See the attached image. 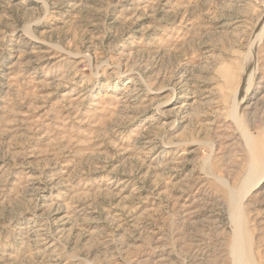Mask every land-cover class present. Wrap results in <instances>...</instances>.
<instances>
[{
    "label": "rangeland",
    "instance_id": "obj_1",
    "mask_svg": "<svg viewBox=\"0 0 264 264\" xmlns=\"http://www.w3.org/2000/svg\"><path fill=\"white\" fill-rule=\"evenodd\" d=\"M175 139L210 147L173 161ZM250 161L261 181L264 0H0V264H233L228 192ZM255 189L237 213L247 264H264Z\"/></svg>",
    "mask_w": 264,
    "mask_h": 264
},
{
    "label": "bare ground",
    "instance_id": "obj_2",
    "mask_svg": "<svg viewBox=\"0 0 264 264\" xmlns=\"http://www.w3.org/2000/svg\"><path fill=\"white\" fill-rule=\"evenodd\" d=\"M41 2V1H40ZM29 34V33H28ZM27 36V35H26ZM44 57V56H43ZM52 59V58H51ZM50 59V60H51ZM230 67V66H229ZM231 68H232V66H231ZM233 70V69H232ZM241 70V69H240ZM229 71L228 70H224L222 73H219V72H215V74H216V76H217V78H218V82L220 83V84H218V93H219V97H227L226 95H229L230 94V96H228V97H231V92H234V91H232V88L231 87H229L228 86V83H229V81H230V79L232 78V76H231V74L232 73H228ZM231 72V71H230ZM215 74H214V76H215ZM239 75V74H238ZM215 81V80H214ZM232 81V80H231ZM236 81V80H235ZM184 83V82H183ZM182 83V84H183ZM231 84V83H230ZM182 86H185V84H183ZM233 87H234V84H233ZM182 89H184V87H181ZM234 89H235V87H234ZM239 90V89H238ZM237 91V90H236ZM236 91H235V93H236ZM239 92V91H238ZM215 93H216V91H215ZM77 94V93H76ZM180 94H186V91L185 90H181L180 91ZM214 94V93H213ZM234 94V93H233ZM240 94V93H239ZM208 95H209V92H208ZM148 97V96H147ZM183 96H181V97H179V98H182ZM225 98H223L224 99V101H223V103L222 104H220L219 103V101H215L216 102V109L217 108H219V104L220 105H222V115L224 116H222L223 118H225V124H227L229 127H230V129L231 128H235V131L238 129V131L240 130V127H239V124H240V122L238 121V120H235V117L232 115V106H230V103L229 102H231V101H228L230 98H226L227 99V101L225 100ZM198 99V98H197ZM238 99V98H237ZM175 100H177L176 98H175ZM215 100V99H214ZM213 100V101H214ZM211 101H212V99H211ZM211 101H210V103H211ZM221 101H222V99H221ZM215 102H213L214 104H215ZM237 103H238V100H237ZM143 104V103H142ZM161 104V103H160ZM192 103H185L184 105H182V106H180L179 107V109H178V114L179 113H181V112H188L187 110H189L191 107H192V105H191ZM239 104V107H240V102L238 103ZM178 105V104H177ZM233 105V104H232ZM161 106V105H160ZM172 106H173V103L172 102H166V103H164V108L165 109H167V110H170V111H172ZM142 108V107H141ZM214 108V109H215ZM134 109V108H133ZM241 109V108H240ZM249 109V108H248ZM251 109V108H250ZM219 110V109H218ZM235 110H236V108H235ZM165 111V110H164ZM216 111V110H215ZM175 112V111H174ZM217 112V111H216ZM165 113V112H164ZM173 113V112H172ZM212 114H213V112H211ZM219 113V112H218ZM235 113V112H234ZM238 113V112H237ZM170 114V113H169ZM168 114V115H169ZM183 114V113H182ZM246 114H248V113H246ZM184 115V114H183ZM237 116V115H236ZM217 117V116H216ZM232 119V121L231 120H229V119ZM220 119V118H219ZM159 120V119H158ZM184 121V120H183ZM185 122V121H184ZM149 123V122H148ZM239 123V124H238ZM155 124V123H154ZM215 124V123H214ZM220 124V123H219ZM220 126H222V125H220ZM154 127V126H153ZM212 127V126H211ZM236 127H237V129H236ZM242 130H243V128H241ZM226 130V129H225ZM241 130V132L243 133V131ZM223 131V130H222ZM230 131H232V130H230ZM234 131V130H233ZM232 131V132H233ZM234 131V133H232V135L233 136H235V134L237 133V132H235ZM228 132H229V130H228ZM213 133V132H212ZM230 133V132H229ZM239 136L240 137H242L240 134H239ZM245 136V138H247L248 139V137L246 136V135H244ZM180 138V137H179ZM224 138V137H223ZM244 138V137H243ZM173 139V138H172ZM190 139V138H189ZM242 139V138H241ZM240 139V140H241ZM215 140V139H214ZM251 140V139H250ZM152 141V140H151ZM150 141V142H151ZM182 141V140H181ZM200 141V140H199ZM248 141V140H247ZM155 142V141H154ZM184 142V141H183ZM191 142V141H190ZM189 142V140H188V143H190ZM226 142V141H225ZM186 141L184 142V143H181L180 141H178V140H174L173 142H172V140H171V142L169 143L170 145H169V153H170V151L173 153L174 152V158H173V161H178L179 162V160L180 161H185V160H187V158H188V155H190V153L188 152V150L187 149H185V148H187L188 146H190L191 148H193V149H195V150H198L199 148H202V146H204V145H206V146H209L210 144H208V143H200V142H192V143H190V144H188ZM252 144V143H251ZM250 144V145H251ZM186 145H188V146H186ZM249 145V146H250ZM213 146V145H212ZM245 146H246V144H245ZM210 147V146H209ZM213 148V147H212ZM216 149H217V147H216ZM159 150V149H158ZM211 152V151H210ZM253 152V151H252ZM171 153V154H172ZM254 153H256L257 154V151H256V149H255V151H254ZM255 154V155H256ZM258 156V155H257ZM253 159V158H252ZM255 160V159H254ZM172 161V160H171ZM251 162V164L249 163V165H250V167H249V170H248V174H246L247 176L245 177V179H244V182H243V184H242V186H243V190H241L240 191V193L239 192H235L236 190H233V189H231L230 188V191L228 192L229 193V196H230V203H231V210H230V217H231V221H230V226H229V228H228V230L229 231H231V232H233V235H234V241H233V244H232V250H231V259L233 260V264H247V261L245 260V256L243 255V253H245L244 252V245H243V240H244V236H243V231H242V218L238 215V213H237V210H238V207H239V204H240V202H238V200L236 199V194L238 193V194H242L243 192L245 193H247V192H250L251 190H253V189H255V188H259V186H261V184H264V175H261V181L258 183L257 181H256V179L259 177V175H260V173H259V171L261 170V167H262V162L261 163H259V168L257 169V167H255L254 165V161H250ZM255 162H258L257 161V159H256V161ZM176 164V163H175ZM189 165H193V167H192V175H199V176H201L202 178H204V179H209V180H215L216 181V179H217V176H215L214 174H211L210 173V170H208V171H205L204 169H205V167H203L204 169H200V170H198L197 168H196V166H195V164H193V162L191 161H189ZM256 165H258L257 163H256ZM176 167V166H175ZM217 175V174H216ZM195 178V177H194ZM222 180V179H221ZM217 182H218V180H217ZM219 183H220V181H219ZM111 184V183H110ZM122 184V183H121ZM222 185H223V183H222ZM221 185V186H222ZM121 186V185H120ZM224 186V185H223ZM227 188V187H226ZM227 189H229V188H227ZM256 190V189H255ZM124 192V191H123ZM243 193V194H244ZM242 194V195H243ZM251 194V193H250ZM122 196V195H121ZM126 196V195H125ZM239 196V195H238ZM180 199L183 201L184 200V198L183 197H180ZM191 203H194V202H190V200L188 201V200H184V204H186V205H188V206H190L191 205ZM196 206V205H195ZM218 206H221V208H222V203H219L218 204ZM189 209H186V210H184V212H185V214L188 216V217H191V218H197V216H198V210L196 209L195 210V208H192V205L190 206V207H188ZM219 209H220V207H219ZM223 209V208H222ZM222 212V211H221ZM218 213V212H217ZM223 214H224V211H223ZM217 215V214H216ZM58 217H59V220H62V221H65L66 219H67V214L66 213H64V212H61L60 214H58L57 215ZM220 218H221V215H220ZM58 219V218H57ZM222 219V218H221ZM224 221H226L225 219H223ZM221 222V221H220ZM62 223V222H61ZM223 223V222H222ZM225 223V222H224ZM228 224V223H227ZM228 226V225H227ZM66 227V223H63V229ZM126 250V249H125ZM50 251H52V252H55V254L57 255V256H59L58 255V253L60 252V251H58V248H57V244L53 241V240H49V241H47L46 242V245H45V249H44V252H50ZM56 256V257H57ZM60 257V256H59ZM58 257V258H59ZM111 257V256H110ZM51 258V257H50ZM53 259H54V257H53ZM56 259V258H55ZM81 260V259H80ZM50 261H51V259H50ZM109 261H110V259H109ZM52 262V261H51ZM85 262V261H84ZM73 263V262H72ZM87 264H95V263H93V262H86ZM172 263V262H171ZM50 264V263H49ZM51 264H54L53 262L51 263ZM106 264V263H105ZM109 264V263H108Z\"/></svg>",
    "mask_w": 264,
    "mask_h": 264
}]
</instances>
